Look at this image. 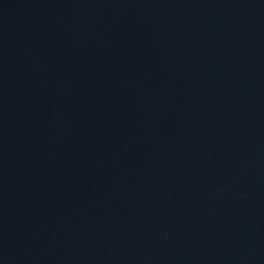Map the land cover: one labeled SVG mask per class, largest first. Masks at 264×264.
Masks as SVG:
<instances>
[{
  "label": "water",
  "instance_id": "water-1",
  "mask_svg": "<svg viewBox=\"0 0 264 264\" xmlns=\"http://www.w3.org/2000/svg\"><path fill=\"white\" fill-rule=\"evenodd\" d=\"M0 264H264V0H0Z\"/></svg>",
  "mask_w": 264,
  "mask_h": 264
}]
</instances>
